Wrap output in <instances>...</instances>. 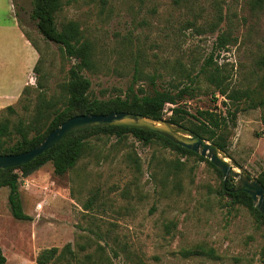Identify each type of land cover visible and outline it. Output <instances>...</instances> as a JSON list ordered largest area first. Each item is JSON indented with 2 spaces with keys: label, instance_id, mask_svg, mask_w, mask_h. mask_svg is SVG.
Here are the masks:
<instances>
[{
  "label": "rangeland",
  "instance_id": "rangeland-1",
  "mask_svg": "<svg viewBox=\"0 0 264 264\" xmlns=\"http://www.w3.org/2000/svg\"><path fill=\"white\" fill-rule=\"evenodd\" d=\"M254 2L63 0L56 18L59 28L78 22L94 45L95 66L83 71L92 99L125 98L131 87L178 92L191 84V94L180 100L183 109L226 114L224 97L213 96L214 85L203 75L191 83L186 72L199 75L203 65L219 67L229 88L264 94L258 65L264 54V1ZM32 11L33 0H0V117L10 105L3 100L6 89L24 80L31 86L30 108L38 80L47 97H61L76 62L44 37ZM16 22L41 48L43 75L34 71L41 54ZM223 35L226 45L219 43ZM20 97L11 104L23 115ZM174 106L167 104L165 117ZM263 113V107L244 100L229 121L226 154L256 177L264 170ZM17 172L23 207L32 219L13 217L10 189L0 186V246L7 264H37L42 249L67 243L80 258L92 253L100 264H264V223L222 193L224 177L208 160L181 155L161 140L145 144L132 133L122 139L101 133L89 139L86 153L64 175L54 173L52 162L30 175ZM201 248L215 255H184Z\"/></svg>",
  "mask_w": 264,
  "mask_h": 264
},
{
  "label": "trees",
  "instance_id": "trees-1",
  "mask_svg": "<svg viewBox=\"0 0 264 264\" xmlns=\"http://www.w3.org/2000/svg\"><path fill=\"white\" fill-rule=\"evenodd\" d=\"M264 0H255V4L261 6ZM63 6V0H33L32 18L37 21L39 31L44 37L57 43L66 56L75 59V64L70 69L69 78L62 83V96L59 98L47 97L45 84L38 80L37 88L39 93L36 102L30 108L28 99L31 93V86L27 84L20 97L24 103L25 114L20 115L12 104L6 106L1 112L0 117V154H18L32 149L39 144L51 131L56 129L65 120L84 113L106 114L112 111L137 112L155 118H167L168 120L182 124L201 136L217 144L225 152L229 147V127L230 120L236 118V112L240 103L249 101L250 107L264 108V94L260 90L251 87L229 88L224 83L223 75L219 67L211 68L203 65L199 75H194L191 70L186 72V77L191 83L197 81L200 75L214 85L213 96H223V105L226 107V114L220 112L200 109L196 114H192L183 109L180 100L186 94H191L193 88L191 84H186L178 92L166 88H154L151 93L143 89L134 90L130 88L125 98L116 97L109 100L92 99L89 95L91 80L84 74L85 69H92L95 66L94 45L85 39L80 25L74 20L63 23L59 28L57 23V13ZM27 39L34 48L41 54L34 67L37 76L43 75L40 68L43 56L38 43L23 30ZM228 36L219 37V43L226 45ZM258 65L264 72V54L258 58ZM178 88V85H176ZM170 117H165L167 104ZM234 107V109H232ZM184 114V115H183ZM16 115L17 117H13ZM193 118L192 120L189 118ZM264 123V113L262 114ZM115 135L122 139L128 133H132L139 141L148 144L153 140H161L166 146L179 152L181 155H196L201 159L208 160L216 171L222 172L206 157L180 145L167 137L141 128L128 126H107L97 128H85L73 131L66 135L51 149L38 156L31 162L16 167L0 169V186L9 187V205L13 217L19 220H31L32 217L25 212L20 191V174L17 170L26 173L35 165H44L52 162L54 173L64 175L73 169L81 157L89 148V139L97 134ZM258 178L264 184V170ZM236 185L229 181L226 185L222 184V193L227 195L232 203L246 206L257 219L264 223V215L253 205L252 197L245 191H234ZM214 254V250L193 249L186 250L184 255ZM37 264H100L99 259L94 254L87 253L83 258L73 249L71 243L65 244L62 248L52 246L42 249L37 258ZM0 264H7V257L0 246Z\"/></svg>",
  "mask_w": 264,
  "mask_h": 264
},
{
  "label": "water",
  "instance_id": "water-1",
  "mask_svg": "<svg viewBox=\"0 0 264 264\" xmlns=\"http://www.w3.org/2000/svg\"><path fill=\"white\" fill-rule=\"evenodd\" d=\"M107 126H128L150 130L208 158L222 172L224 184L231 181L236 185L234 191L247 192L253 199V205L264 215V184L258 177L253 176L239 162L231 159L217 144L194 130L166 118L159 119L137 112L112 111L106 114L75 115L51 131L32 149L18 154H0V169L33 161L73 131ZM40 166L31 167L26 175L32 174Z\"/></svg>",
  "mask_w": 264,
  "mask_h": 264
},
{
  "label": "crops",
  "instance_id": "crops-1",
  "mask_svg": "<svg viewBox=\"0 0 264 264\" xmlns=\"http://www.w3.org/2000/svg\"><path fill=\"white\" fill-rule=\"evenodd\" d=\"M12 2V0H11ZM17 26H18V23L16 22ZM19 28V26H18ZM19 30L21 31V29L19 28ZM22 33V36H24V32L23 30L21 31ZM26 82L25 80L22 82V83H16V84H13L12 86H10L9 88L6 89V93H5V97L3 98V100H5L6 103L8 104H11V103H14L19 97H20V94H21V91L23 89V87L25 86Z\"/></svg>",
  "mask_w": 264,
  "mask_h": 264
},
{
  "label": "built area",
  "instance_id": "built-area-1",
  "mask_svg": "<svg viewBox=\"0 0 264 264\" xmlns=\"http://www.w3.org/2000/svg\"><path fill=\"white\" fill-rule=\"evenodd\" d=\"M37 208H38V209H41V208H42V203H39V204L37 205Z\"/></svg>",
  "mask_w": 264,
  "mask_h": 264
}]
</instances>
